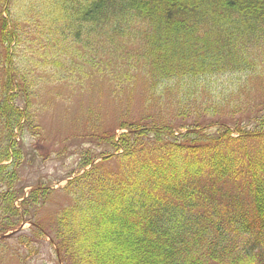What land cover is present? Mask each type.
Segmentation results:
<instances>
[{"label":"trees","instance_id":"obj_1","mask_svg":"<svg viewBox=\"0 0 264 264\" xmlns=\"http://www.w3.org/2000/svg\"><path fill=\"white\" fill-rule=\"evenodd\" d=\"M263 63L264 0H0V233L31 222L2 252L49 235L62 264H127L105 231L147 264H264ZM86 85L108 113L90 107L63 149L95 143L79 168L107 156L44 212L23 143Z\"/></svg>","mask_w":264,"mask_h":264},{"label":"rangeland","instance_id":"obj_2","mask_svg":"<svg viewBox=\"0 0 264 264\" xmlns=\"http://www.w3.org/2000/svg\"><path fill=\"white\" fill-rule=\"evenodd\" d=\"M260 85L262 86L260 88L264 90V77ZM85 87L89 88L88 85ZM260 88L254 89L251 94L257 93L258 95ZM89 90L90 91L86 89L77 90L76 93H74L65 87L60 90V96L58 98L42 106L40 117L43 123L42 134L44 138L41 137L43 141L34 136L27 135L23 143L24 150L27 151V153L31 151V148L35 151V160L33 161L35 167L29 169L28 181L32 180V182H35L38 177H40L42 181L59 177L76 166L78 155L96 150L95 143L82 140L76 142L75 153H70L69 151L65 152L63 149H60V146L64 144V138L76 128L75 126L84 121V112L90 107L95 111H101L102 115L108 113L105 104H103L100 110L96 108L100 98L98 94L99 91L95 87L92 90L89 88ZM104 99L105 98H102V100ZM225 118L227 121L231 119L230 117ZM68 146L69 149L74 148L73 144H68ZM51 184V186L56 189L58 186L64 184V180H60V182L56 181ZM50 197L51 198L48 199L43 206L44 212L56 208L57 204H59L58 190L52 192ZM26 226L27 224H25V227ZM106 229H101L100 232L103 233ZM105 234L104 231V237H102V239L108 242V244L104 246L105 251L107 249V251L114 256L123 255L121 260L124 262L126 261L127 264H147L142 257L136 260H130L129 257L133 255L134 250L131 249L126 253L119 251V249H116V245L119 244V239L114 237L113 234L109 236ZM7 243L9 246H12L15 241L10 239ZM34 246L36 247L35 243ZM36 248V254H27L26 250L18 249L16 253L17 255L21 254L20 258L22 262L17 261L16 258L11 257L8 253H6V255L2 254L0 248V264H57L54 261L55 255L53 250L46 241H42ZM131 248H134V246Z\"/></svg>","mask_w":264,"mask_h":264}]
</instances>
